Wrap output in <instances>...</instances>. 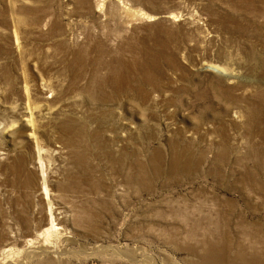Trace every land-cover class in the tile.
I'll list each match as a JSON object with an SVG mask.
<instances>
[{"label":"rangeland","instance_id":"rangeland-1","mask_svg":"<svg viewBox=\"0 0 264 264\" xmlns=\"http://www.w3.org/2000/svg\"><path fill=\"white\" fill-rule=\"evenodd\" d=\"M263 98L264 0H0V241L49 247L52 207L80 264L236 262L264 246Z\"/></svg>","mask_w":264,"mask_h":264},{"label":"bare ground","instance_id":"bare-ground-1","mask_svg":"<svg viewBox=\"0 0 264 264\" xmlns=\"http://www.w3.org/2000/svg\"><path fill=\"white\" fill-rule=\"evenodd\" d=\"M165 18H167L168 20V19H171L172 17L165 16ZM38 21L40 22L39 18L37 17L35 22L38 23ZM25 121L31 129L30 130L31 132L29 135L31 136L32 139L36 140L38 137H37V128L35 126V116L31 108L29 107L27 108ZM74 127H75L74 123L68 124L66 126V128L69 130L70 129L73 130ZM143 169L144 168H142V170ZM33 178L30 176L29 180L32 181ZM36 179L41 184H43V182L45 181V179L41 176V174H37ZM44 190H45V199H48L49 193H48L47 187L44 186ZM51 208L47 211V213H45L47 226L38 235L39 237H44L46 241H48L51 245L49 247L48 245H46L47 246L46 248L44 247L41 248L35 245L34 239H30V242L28 244V249L26 251L20 250V249L16 251L12 247L14 245L13 235L7 234L4 241L3 239L2 241H0V242H3V243H0V264H80L76 262L77 259H79L77 255L70 252L69 250L63 249L64 247L62 246L63 247L62 248L59 245L60 243L58 241H59V238L61 239L62 235H61V231H59L61 230V228L60 227L58 228L57 225L62 223V220L65 216H60L61 213ZM248 226L249 225H246L244 228L245 233L249 235L250 237H252V239L257 237L258 232L256 234H253L252 231H249ZM259 226H261V224ZM63 237H64V233H63ZM214 245L215 246L212 245L211 247L208 246V244H207L208 247H206L205 245L206 247L204 250L205 253H202L203 255L198 259V261L192 264H236V262L237 264H264V246L263 247L260 246L261 248L252 246L249 248V251H248L246 248H244L245 244L242 243L240 247V253L238 257L236 258V262H235L234 259L231 260L228 257L227 251L228 249L231 248V246L230 248H227V246L229 245L228 242L224 241V243L222 244L216 243ZM232 245H235V244H232ZM22 253L24 255V258L20 259L19 257L21 256ZM192 253H195V252H192ZM126 257L127 259L136 262V259H133V257L129 255H126Z\"/></svg>","mask_w":264,"mask_h":264}]
</instances>
